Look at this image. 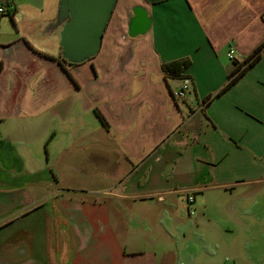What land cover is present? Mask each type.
Listing matches in <instances>:
<instances>
[{"label":"crops","instance_id":"obj_1","mask_svg":"<svg viewBox=\"0 0 264 264\" xmlns=\"http://www.w3.org/2000/svg\"><path fill=\"white\" fill-rule=\"evenodd\" d=\"M59 2L0 0V264H177L111 233L199 226L198 199L264 187V49L224 89L264 42V0H118L81 63L62 59ZM136 5L152 24L132 37Z\"/></svg>","mask_w":264,"mask_h":264},{"label":"rangeland","instance_id":"obj_2","mask_svg":"<svg viewBox=\"0 0 264 264\" xmlns=\"http://www.w3.org/2000/svg\"><path fill=\"white\" fill-rule=\"evenodd\" d=\"M86 188L91 195L96 193V185ZM251 191L252 187L248 196L239 199L234 195L236 192L231 194L221 188L211 193L207 201L198 199V209L203 205L206 208V216L199 217V226L190 220L189 224L181 223L180 228L173 229L174 233L167 234L159 231L151 220L135 231L123 233L116 227L111 234L116 242L127 240L131 246L170 247L178 257L177 264H264V187L258 196H252ZM77 193L66 191L69 195ZM195 216L199 215L193 212L192 217ZM40 220L35 216L33 224ZM70 221L66 215L55 214L53 227L67 228ZM68 237L77 236L69 233Z\"/></svg>","mask_w":264,"mask_h":264},{"label":"water","instance_id":"obj_3","mask_svg":"<svg viewBox=\"0 0 264 264\" xmlns=\"http://www.w3.org/2000/svg\"><path fill=\"white\" fill-rule=\"evenodd\" d=\"M118 0H60L55 20L60 31L61 56L69 63H81L99 51L106 26ZM155 4L163 0H145ZM152 16L143 5H136L128 20L132 37L146 33Z\"/></svg>","mask_w":264,"mask_h":264},{"label":"trees","instance_id":"obj_4","mask_svg":"<svg viewBox=\"0 0 264 264\" xmlns=\"http://www.w3.org/2000/svg\"><path fill=\"white\" fill-rule=\"evenodd\" d=\"M9 13H11V12H9ZM263 49H264V42L262 44H260L253 51V53H251V55L245 59L246 64L243 67L240 63H238L239 65L237 67L238 68L240 67L241 69H239L236 73L232 74L229 82L227 83L226 87H224V89H226L228 86L233 84L238 79V77L249 68V66L253 65L261 57ZM63 60L66 61L65 59H63ZM187 64H188L187 60L172 61L171 63L166 64L165 70L168 73L174 72L175 75H178V74H180V72H182L181 71L182 68L187 67ZM95 112H96L97 116L100 118V120L105 125H109L107 119L105 118V116L101 113V111L98 108H95Z\"/></svg>","mask_w":264,"mask_h":264},{"label":"built area","instance_id":"obj_5","mask_svg":"<svg viewBox=\"0 0 264 264\" xmlns=\"http://www.w3.org/2000/svg\"><path fill=\"white\" fill-rule=\"evenodd\" d=\"M0 12H5L4 6L0 5ZM234 53H235V49L233 47L229 48L228 51V55L230 56V58H234ZM187 88V83L184 84V86L182 87V89H177L174 91V95L175 96H179L182 97L185 94V89ZM188 202L191 203L194 200V196L193 195H188Z\"/></svg>","mask_w":264,"mask_h":264}]
</instances>
